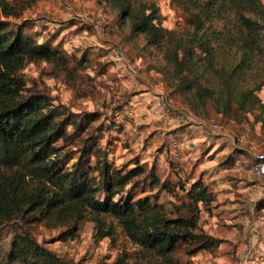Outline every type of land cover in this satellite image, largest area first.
Wrapping results in <instances>:
<instances>
[{"label": "rangeland", "instance_id": "obj_1", "mask_svg": "<svg viewBox=\"0 0 264 264\" xmlns=\"http://www.w3.org/2000/svg\"><path fill=\"white\" fill-rule=\"evenodd\" d=\"M9 1L18 11L17 17L9 19L37 41L57 47L64 58V62L63 58L28 62L18 73L24 92L44 95L64 121L65 134L57 142L63 169H72L86 154L83 169L98 183L106 161L121 169L137 161L144 164L146 175L135 179L116 199L147 197L153 204L164 205L173 218L189 216V206L197 213L195 236L180 242L175 264H230L228 252L235 264H252L264 254V247L253 242L261 239L264 227L263 223L255 228V219H264L251 213L252 208L257 213L264 207V189L252 188L258 179L250 170L254 151L264 150L263 123L257 119L264 111L237 104L243 92L251 91L264 105V13L239 0H156L163 26L177 37H188L194 29L192 16L198 15L207 16L210 29L242 33L255 42L251 52L240 44L226 46L217 54L215 70L203 76L201 69L196 72L204 85L220 89L226 75L241 63L231 107L223 114L212 98L202 107L194 90L180 88L164 50L149 46L142 34H129L130 23L120 19L113 0ZM213 122L220 124L218 130L212 129ZM171 135L187 143L183 163L190 172L183 173L172 158ZM152 169L160 184H153ZM199 180L214 195L210 203H196L189 192ZM228 189H236L232 198H220V192ZM241 189H245L243 196L236 192ZM98 198L104 200L106 194L101 190ZM224 199L237 203L238 210L225 205ZM23 216L0 223V264H21L9 261L8 253L12 241L26 233L64 264H119V257L122 264H161L134 243L111 215L105 221L112 234L104 237H99L90 215L63 226L42 221L30 211Z\"/></svg>", "mask_w": 264, "mask_h": 264}, {"label": "trees", "instance_id": "obj_2", "mask_svg": "<svg viewBox=\"0 0 264 264\" xmlns=\"http://www.w3.org/2000/svg\"><path fill=\"white\" fill-rule=\"evenodd\" d=\"M113 1L120 11V19L130 23L129 34H142L149 46L164 50L181 89L194 90L202 107L206 99L212 98L218 112H228L238 86L241 63L226 75L220 89L204 85L196 72L201 69L203 76L204 72L215 70L217 54L226 46L240 44L245 52H251L256 46L251 38L242 33L210 29L206 25L207 16L203 19L198 15L192 16L194 29L188 37H177L173 30L163 26L156 0ZM239 1L264 13L262 0ZM17 16L15 5L9 0H0V223L22 217L27 211L55 226L76 224L90 215L99 228V237H104L112 234L105 221V216L111 215L150 257L161 264H175L174 254L180 242L195 236L197 213L187 205L192 211L189 216L173 218L166 214L164 205L153 204L150 198L116 199L130 183L146 175L147 169L140 161L124 169L106 161L98 183L83 169L86 154L80 156L72 169L61 167L57 142L64 137V121L57 117V107L44 95L24 92L18 73L28 62H56L63 58L62 53L48 41H37L9 19ZM254 34L250 35L255 39ZM191 73L195 75L191 77ZM237 104L242 109L264 111V105L251 91L243 92ZM257 119L262 120L264 129V116L259 113ZM153 171V184H160ZM101 190L106 194L104 200L98 198ZM189 192L196 203L214 200L213 193L201 180L196 181ZM8 260L21 264H64L29 233L12 241ZM117 260L122 264V258Z\"/></svg>", "mask_w": 264, "mask_h": 264}, {"label": "built area", "instance_id": "obj_3", "mask_svg": "<svg viewBox=\"0 0 264 264\" xmlns=\"http://www.w3.org/2000/svg\"><path fill=\"white\" fill-rule=\"evenodd\" d=\"M212 129L218 130L220 128V124L218 122L212 123ZM242 137H245L242 135ZM170 150L172 153V158L175 161L182 163L185 158H187L188 154V145L184 140H178L175 137H171L170 139ZM250 170L253 174L264 177V150L254 151V157L250 163ZM241 222L245 221V217L241 216ZM252 264H264V254H260L254 258Z\"/></svg>", "mask_w": 264, "mask_h": 264}, {"label": "crops", "instance_id": "obj_4", "mask_svg": "<svg viewBox=\"0 0 264 264\" xmlns=\"http://www.w3.org/2000/svg\"><path fill=\"white\" fill-rule=\"evenodd\" d=\"M169 130V129H168ZM171 137H173V135H171ZM168 149V148H167ZM176 164H178V166L180 167V168H182V171L183 170H185V171H189L190 172V169H189V167L186 165V163H180V162H176ZM183 173H184V171H183ZM181 175V174H180ZM257 179H258V181L257 182H255L254 183V185L252 186V188H258V189H264V177H260V176H255ZM244 180V179H243ZM253 180V179H252ZM243 182V181H242ZM232 183H234L233 182V180H230L229 182H228V184L229 185H231ZM241 187H242V185H240ZM243 186H245V185H243ZM262 187V188H261ZM236 190V189H235ZM235 190H233V191H235ZM244 190L245 189H241V190H238V191H236L237 192V194H240V196H243L244 195ZM231 189H228V190H222L220 193L221 194H219V197L220 198H232V195H231V193L233 192ZM218 191H215V193H217ZM218 194V193H217ZM248 195V194H247ZM224 201H225V205H229V208H231L233 211H237L238 210V208H237V205L231 200V201H229V200H227V199H224ZM227 202V203H226ZM242 202H244V201H242ZM224 203V202H223ZM223 203H221V204H223ZM241 204V203H240ZM241 206H242V204H241ZM237 208V209H236ZM246 209L247 210V208L248 207H246V205H243L242 206V209ZM231 210V211H232ZM252 211H251V213L253 214V216H255V214H258V216H260V217H258V218H263L264 219V213H263V215L261 216V215H259L260 213H261V211H264V207H261V209L256 213L255 212V209L254 208H252L251 209ZM260 212V213H259ZM256 217V216H255ZM264 223V221H262V220H260V219H255V228H257V227H260V225L261 224H263ZM261 226H264V225H261ZM260 228H262V227H260ZM262 236H261V239L260 240H256V238L253 240V242H254V244H256V242H258L259 243V246L260 247H264V227L262 228ZM215 238H217V237H215ZM239 240H241L240 241V244L241 245H243V241H242V239H239ZM238 239H237V241H239ZM239 243V242H238ZM229 253V252H228ZM226 254V257H227V262L228 263H230V264H235V261L233 260V262H232V259H233V257L230 255V254ZM258 256V255H257ZM232 262V263H231Z\"/></svg>", "mask_w": 264, "mask_h": 264}]
</instances>
